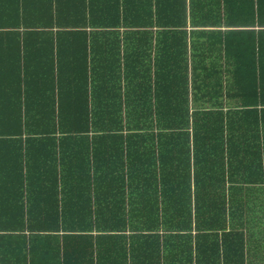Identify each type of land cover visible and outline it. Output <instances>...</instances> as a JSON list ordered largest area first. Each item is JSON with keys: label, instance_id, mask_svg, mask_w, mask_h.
<instances>
[{"label": "trees", "instance_id": "1", "mask_svg": "<svg viewBox=\"0 0 264 264\" xmlns=\"http://www.w3.org/2000/svg\"><path fill=\"white\" fill-rule=\"evenodd\" d=\"M5 11L0 29L23 32L33 50H111L116 62L118 50H173L179 65L166 98L158 64L144 70L137 112L124 107L123 72L107 58L99 70L70 68L57 100L43 87L23 102L2 98L0 143H24L25 180L30 172L35 184L15 197L14 182L0 191V238L25 237L27 227L53 264H246L254 194V208L264 201V0H15L3 21ZM14 42L1 39L0 50H18ZM187 52L210 58L198 90L187 85ZM191 90L206 109L190 112ZM27 143L45 156L32 172ZM203 233L214 245L193 254L189 241L203 242Z\"/></svg>", "mask_w": 264, "mask_h": 264}, {"label": "crops", "instance_id": "2", "mask_svg": "<svg viewBox=\"0 0 264 264\" xmlns=\"http://www.w3.org/2000/svg\"><path fill=\"white\" fill-rule=\"evenodd\" d=\"M14 1L15 0H0V11L3 8L6 9V15H4V13V17L2 16L3 21L9 19ZM5 31H7V29H0V40L7 39V36L10 37L15 40L12 49L15 48L18 50H0V76L4 73V77H10L8 80L10 84H8L5 89L3 88V85L6 81L0 77V101L4 98L5 100H12L13 102H23L24 97H26L25 94L32 97H34L35 94L36 96L41 95L42 87L44 88L45 94L50 88H53L55 90V100H57L58 96L56 94V87L60 84V89L62 91L59 93V97L64 96L65 92L63 89L67 84L66 74L70 68L80 71L86 66L88 71L90 68L99 70L103 67L106 58L109 62L107 65H112V70H116L118 68L116 65H118L123 72L124 78L121 80L120 84L123 87V104L124 107L125 104H128V111L137 112L139 110L142 93L139 88L143 85L141 78L143 79L145 69L147 70V68H149L150 72H152L154 64H158L159 76L160 79H162L161 86L163 87V91L161 94L164 93V97L166 98L169 94L168 90L175 87L174 80L172 79V72L176 70L175 66L179 65V60L177 57H173V50H148V52H146L147 50H118L117 58H119V60L116 62V53L107 54L111 50H33L25 40V34H23V32H19L20 35L12 36L8 35ZM25 43L29 45L32 50H24ZM57 52L59 53L60 59L58 58ZM18 54L21 55L19 59L17 57ZM175 54H177V50ZM186 59L188 87L191 86L192 81L193 86H195L196 89L197 86H204L207 84L208 82L205 80V66L209 65V56L205 58V56L202 55V62H200L197 59H192L191 52H187ZM197 64L201 65L200 77H196V73L199 71L197 69ZM50 66L51 75L49 74ZM57 68L60 70V83L57 82V79L55 78ZM36 71L38 73L37 76L34 77V72ZM101 71H104V68ZM19 72L22 76L26 73V85H23V82L17 84ZM125 72H131V82L126 81ZM150 76L151 79H153V74H150ZM94 78H96V76L87 80L88 87L94 86L92 81H98ZM19 87L21 90L18 89ZM97 95H100V92L95 94V96ZM201 95L203 94L192 90L188 92L190 112L192 110L200 111L206 109V98ZM75 96L77 97L79 94L75 93ZM23 144L24 143H0V191L6 190L3 194L7 193V189H9L11 183L14 182L13 185L16 186V188L11 197L17 196L20 189H23L25 192L26 189H29L30 192L34 189L33 185L35 184V180L31 177L30 172L29 178L25 180V176H28V164H23L24 160L23 158H20L23 152V149H21ZM4 149L12 150L10 157H7L6 153L3 152ZM26 150L27 160L31 161L30 165L32 172L33 161L41 162L45 160V156L40 154L39 157H34L33 143H27ZM96 158L97 157L90 154L91 161ZM29 197L32 198L31 195H29ZM258 197H260V195L254 194V204L251 203V223L243 233L245 236L243 256L246 264H264V201H262L260 208H254L259 207L256 206V203L259 202ZM261 198L264 199V196ZM242 223L241 215L235 216L232 222L236 231L242 229ZM22 232V236H25L22 238H16L15 234L17 233H15V231L2 233L3 235L10 236V238H0V264H23V261H21L20 258L25 256V254L26 264H30V257L32 258L33 264H53L51 260L47 258L44 259L51 253V250L47 249L45 240L36 239L35 235H31L32 231H29L27 227H25ZM203 236L205 237L203 238V242H195L193 239L189 241L193 254L196 248L203 247L204 250L209 251L208 247L212 244L214 245V234L203 233ZM175 241L178 240H175L174 238L169 240L171 243H174ZM235 243L238 244L239 241L236 240ZM221 254L222 252L220 249V258Z\"/></svg>", "mask_w": 264, "mask_h": 264}]
</instances>
